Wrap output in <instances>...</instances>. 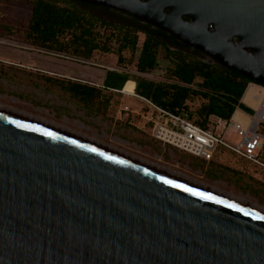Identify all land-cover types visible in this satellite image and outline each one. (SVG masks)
Returning a JSON list of instances; mask_svg holds the SVG:
<instances>
[{
    "label": "water",
    "instance_id": "water-1",
    "mask_svg": "<svg viewBox=\"0 0 264 264\" xmlns=\"http://www.w3.org/2000/svg\"><path fill=\"white\" fill-rule=\"evenodd\" d=\"M77 1L264 84V0ZM157 168L0 106V264H264V214Z\"/></svg>",
    "mask_w": 264,
    "mask_h": 264
},
{
    "label": "rangeland",
    "instance_id": "rangeland-1",
    "mask_svg": "<svg viewBox=\"0 0 264 264\" xmlns=\"http://www.w3.org/2000/svg\"><path fill=\"white\" fill-rule=\"evenodd\" d=\"M93 11L110 21L120 19L110 11ZM31 13L32 0H0V106L50 121L186 179L264 206L263 167L249 165V169L240 171L230 161L229 167L219 170L218 178L210 177L203 160L153 138L150 119L154 111L146 102L102 88L106 71L111 68L126 71L134 82L138 77L170 82L173 64L164 53L154 70L139 73L135 68L138 52H125L124 62L118 63L116 45L110 53L95 51L90 59L44 51L26 38ZM200 56L209 60L204 54ZM62 82L97 86L103 93L94 98L91 106H85L60 88ZM202 102L195 98L188 106L194 110ZM220 129L217 134L226 132L224 139L235 145L236 132L226 131L223 125Z\"/></svg>",
    "mask_w": 264,
    "mask_h": 264
},
{
    "label": "trees",
    "instance_id": "trees-1",
    "mask_svg": "<svg viewBox=\"0 0 264 264\" xmlns=\"http://www.w3.org/2000/svg\"><path fill=\"white\" fill-rule=\"evenodd\" d=\"M94 8L110 11L120 19L107 20L94 13ZM26 38L41 50L83 59H90L95 51L110 53L116 45L118 63L124 62L125 52H138L135 68L139 73L154 70L164 53L173 64L169 70L171 81L138 77L134 92L169 111L185 112L206 129L216 130L217 120L228 122L238 108L252 113L242 97L250 83L264 86L215 61L209 62L197 49L148 23L77 0H32ZM130 78L126 71L108 70L102 88L122 90ZM60 88L85 106H91L94 98L103 93L100 87L82 82H62ZM195 98L203 102L193 110L188 103ZM260 132L264 136V126ZM219 170L212 163L208 176L218 178Z\"/></svg>",
    "mask_w": 264,
    "mask_h": 264
},
{
    "label": "built area",
    "instance_id": "built-area-1",
    "mask_svg": "<svg viewBox=\"0 0 264 264\" xmlns=\"http://www.w3.org/2000/svg\"><path fill=\"white\" fill-rule=\"evenodd\" d=\"M111 70L120 71L117 68ZM254 95L255 106L252 113H248L245 121L235 119L234 116L226 122L217 120L216 130L206 129L196 124L185 112L175 113L162 108L151 100L130 94L146 102L154 111L150 122L153 126V138L182 152L199 158L207 164L219 161L220 155H229L248 168L257 165L264 168V136L260 127L264 126V86L259 85ZM124 94L122 90H116ZM127 109V108H125ZM223 125L236 132L238 141L235 145L227 142L225 133L218 135ZM256 173V172H255Z\"/></svg>",
    "mask_w": 264,
    "mask_h": 264
},
{
    "label": "bare ground",
    "instance_id": "bare-ground-1",
    "mask_svg": "<svg viewBox=\"0 0 264 264\" xmlns=\"http://www.w3.org/2000/svg\"><path fill=\"white\" fill-rule=\"evenodd\" d=\"M135 85L136 83L132 80H129L127 81V83L125 84V86L122 88V92H124V94H127V95H130V94H133L134 93V89H135ZM257 94V89L252 86L250 87L247 92H246V99H247V102L252 105V106H255V103H254V95ZM241 113L238 112L235 114L234 118L235 119H239ZM36 120L38 121H41L43 122V124H49V125H53L50 121H46V120H41V119H38V118H35ZM159 169V168H157ZM162 170V169H160ZM168 173V172H167ZM172 173V172H170ZM174 175L178 176V177H181L182 180H185L187 182H191L192 184H196L197 186H200L201 188H204L206 190H210V191H213L215 193H222L218 190H216L215 188L207 185V184H204V183H201V182H196V181H192L190 179H186V177H182V176H179L178 174L176 173H173ZM225 194V193H223ZM228 196H230L231 198H233L236 202H239L240 204L242 205H245L247 206L248 208H251L255 211H258L262 214H264V206L258 204V203H253L251 202L249 199H246V197H236V196H233V195H230V194H227Z\"/></svg>",
    "mask_w": 264,
    "mask_h": 264
},
{
    "label": "crops",
    "instance_id": "crops-1",
    "mask_svg": "<svg viewBox=\"0 0 264 264\" xmlns=\"http://www.w3.org/2000/svg\"><path fill=\"white\" fill-rule=\"evenodd\" d=\"M252 86H254L257 90H258V85H256V84H254V83H250L249 84V86H248V88H247V90L250 88V87H252ZM111 91H116L115 89H110ZM247 90H246V92H247ZM246 92H245V94H244V96L242 97V102L246 105V106H248V107H250V108H254V106H252V105H250L248 102H247V99H246ZM125 95H127V94H125ZM254 100V99H253ZM255 103V102H254ZM238 112H240L241 113V115H240V117H239V119L238 120H240V121H245L246 120V116H247V112H245V111H243V110H241V109H237L236 111H235V113H234V115L233 116H235V114L236 113H238ZM219 163L217 162V161H215V162H213V164H216V166H218V168L219 169H222V168H224V167H229L228 166V163H230V161H233V164L235 165V166H237V168H234V169H236V170H240V171H245V169H246V167L244 166V169H242L241 167H243L242 165H241V163L240 162H238L236 159H234V158H232L231 156H229V155H220V157H219ZM212 163H209V164H207L206 162H205V165H206V171L208 170V168H210V165H211ZM220 173H221V171H219ZM218 172V174H220ZM252 173H255V172H253L252 171ZM255 175V174H254Z\"/></svg>",
    "mask_w": 264,
    "mask_h": 264
},
{
    "label": "flooded vegetation",
    "instance_id": "flooded-vegetation-1",
    "mask_svg": "<svg viewBox=\"0 0 264 264\" xmlns=\"http://www.w3.org/2000/svg\"><path fill=\"white\" fill-rule=\"evenodd\" d=\"M95 6H96V5H95ZM98 7L105 8V9H111V8L102 7V6H98ZM111 10H115V9H111ZM116 11H118V10H116Z\"/></svg>",
    "mask_w": 264,
    "mask_h": 264
}]
</instances>
